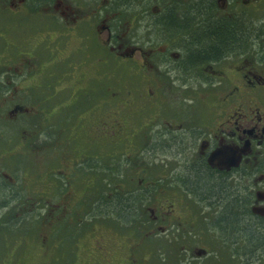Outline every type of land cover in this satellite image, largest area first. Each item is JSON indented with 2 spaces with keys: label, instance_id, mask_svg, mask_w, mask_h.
<instances>
[{
  "label": "flooded vegetation",
  "instance_id": "flooded-vegetation-1",
  "mask_svg": "<svg viewBox=\"0 0 264 264\" xmlns=\"http://www.w3.org/2000/svg\"><path fill=\"white\" fill-rule=\"evenodd\" d=\"M19 1L23 3L21 12L30 15L27 25L29 23L35 27L31 23L32 16L52 9L57 0L35 12L27 6L33 0ZM163 1L164 5L154 6L149 12H144L143 8L146 7L139 2L134 7V14L123 20L119 16L121 13L109 9V0H86L90 8L102 9L95 19L100 18L103 25L96 29L92 18L85 20V17L71 26L74 29L85 20V28H88L89 34L98 36L96 44L106 56L112 42L119 45L120 39L127 37L128 33L137 42L133 44L136 46L134 49L118 56L123 61L120 70L133 73V80L126 76L132 80L133 87L121 80L119 98L108 102L132 110L136 107L137 115L142 110H152L147 124L139 120L140 130L133 134L126 120H111L109 116H102L94 127L69 120L71 124H60L56 127L57 131L54 128L52 138L44 139V143L66 138L68 136H64V133L72 134L78 129L92 143L100 137V140H111L116 147L120 142L124 146L126 143L134 145L130 159L134 160L136 168L130 172L138 174V177L141 173L143 178L139 177L137 190L146 193L145 201L149 199L155 204V207L149 208L150 221L158 226L165 225L150 231L137 228V222L142 220L145 210L138 209L135 192L129 190L125 194L129 197L126 201L120 194L119 190L124 189V185L114 183L118 176L116 180L113 179V172L107 166V153H102L98 158L92 152L87 156V151L73 148L72 156L80 157L72 165L66 164L71 154L66 155L59 145L54 147L58 156L62 157L59 166H51L49 173L37 174L39 184H44L37 194L39 200L47 204L42 202L48 210L45 219H57L43 224L48 231L47 234H40L38 242L42 264H153L158 251L156 245H144L148 246L144 250V242L159 236L154 234L158 231L166 236L172 235L174 228L195 231L199 234L201 246L205 241L212 246L178 249L166 245L170 248L169 262L161 256L162 260H156L155 264H204L205 259L210 258L220 263L223 259L219 253L222 252L223 255L229 254L231 264H264V0ZM11 12L16 11L12 9ZM197 12L198 18L195 16ZM167 13H170L172 20L179 21L181 30L160 25V20ZM51 17L46 16L44 24L62 23ZM36 25V31L43 30V27ZM122 29L124 32L119 34ZM102 30L107 34L106 40L101 38ZM157 30L163 32V37L151 36ZM238 30L240 34L234 43V32ZM213 32H227L232 38L225 36L224 43L208 38L210 42L203 43L205 36ZM142 44L149 47L144 48ZM86 54L84 52L83 55ZM119 59L116 58L117 61ZM4 63L13 64L12 60L6 59ZM102 63L107 65L108 59ZM91 78L83 75L77 81L75 94H72V88L64 91V94H71L69 98L75 99L68 107L82 106L81 101L89 98L95 104L94 100L101 98L100 93L102 96L105 92L106 95L109 93L110 87L103 91L107 84H97L95 91L100 92L92 95ZM106 78L109 80V76ZM46 84L45 76L35 88L49 89ZM13 85L11 80H7V84H0V105L3 106L0 113L6 115L1 120L16 118L18 124L22 122L25 125V130L34 129L27 120L30 104L40 103L46 108H55L60 104L61 92L51 93V98H48V91L40 90V98L35 100L31 94L34 88L13 95ZM143 92H147V95H142ZM63 98L66 101L68 97ZM81 108L87 109L86 106ZM99 110L104 113V109ZM54 116L45 119L53 120ZM38 120L43 118L39 117ZM89 129L95 132L92 136L86 135ZM43 131L41 136L44 138L46 134ZM101 144L109 145L105 142ZM142 157L147 158L146 161H142ZM65 167L68 170H64ZM120 171L118 168L117 174ZM151 172L156 181L149 183L147 178ZM203 172L210 174L217 191L205 189L207 183L201 181L205 177ZM9 178L13 179L8 173H0V264H21L22 258L28 254L27 245L31 248L38 235L28 231L14 241L13 229L17 224L24 227L23 231L29 228L25 221L14 223L12 207L22 197ZM132 180L135 178L132 177ZM112 183L115 191H109ZM72 186L77 189L74 196L69 190ZM94 188L99 191L96 200L93 199ZM77 192L80 193L78 196ZM119 200H124L126 207L131 206V211L126 208L127 212H123L115 203ZM160 203L164 207L158 206ZM143 204L145 206L146 203ZM78 208H83V212L78 213ZM163 208L166 211H162ZM36 218L40 222L44 219L40 216ZM230 222L234 223L231 225ZM82 223L84 230L77 233ZM100 230L116 232L121 238L127 231L133 232L134 243L128 248L123 245L124 251L118 256L107 246L106 235L96 239ZM84 231L91 233L97 251L91 254L92 247L88 248V258L78 262V254L85 252H81L75 243Z\"/></svg>",
  "mask_w": 264,
  "mask_h": 264
},
{
  "label": "rangeland",
  "instance_id": "rangeland-1",
  "mask_svg": "<svg viewBox=\"0 0 264 264\" xmlns=\"http://www.w3.org/2000/svg\"><path fill=\"white\" fill-rule=\"evenodd\" d=\"M22 5L23 3L19 0H0V52L5 47L4 52L0 55V84H7V80H11V84H14L11 88V93L13 95L21 94L22 90L26 91L29 88H34L31 94L35 100L40 98V90H47L49 94L48 98H51V93L61 92V95L60 104L56 105L55 108H50L49 106L46 108L40 103H32L28 106L27 120L29 119L30 123L33 124V131L25 130V125L23 126L22 122L18 124L16 118L14 120H1L6 115L0 113V173H8L13 178L9 179L13 182L14 189L19 192V196L22 197V199H18V202L14 203L12 207L14 223L25 221L26 227L29 228L27 231H23L22 228L24 227L17 224V227L13 229V238L15 241L17 236H23V233L28 231H34V234L38 235L37 241L33 242L31 248L27 245L28 254L22 258L21 264H42L41 262H43V259L41 257L38 242L40 234H47L46 232L48 231L47 227L43 228V224L57 220L55 217L52 219L49 217L45 219L47 218L48 210L43 207V201L39 200V195L37 194L39 188L43 189L44 184H39L37 174L38 172L49 173L51 166H59L62 157L58 156L54 148L59 145L60 149L64 150L62 152L66 153V155L71 154L66 160V164L72 163L73 165L74 161L80 157L72 156L74 154L72 152L73 148L75 150H82L83 152L87 151V156H90V152H92L93 156L98 158L101 157L102 153H107L109 156L107 166H109V169L113 172V179L116 180V176H118V180L114 183L118 182V184L124 185V189L119 190L121 192L120 194L125 197L126 201L129 197L125 196V194L128 193L129 190L135 192L134 195L136 194L135 197H137L136 205L138 209H140V211L145 210V214L142 215V220H138L137 222V228L143 231H150L156 229L160 225H165L160 224L158 226V224L150 221L152 216L149 208L155 207V204L149 199L145 201L144 198H147L146 193L137 190L139 177L143 178L141 173L138 177V174H132L130 172V170L136 168L134 167L136 163L133 162L134 160L130 159L135 150L134 145L126 143L124 146L122 142H120V145L116 147L115 143H112L111 140H100V137H98L96 142L92 143L89 141V137H85L84 133L82 135V132H79L78 129L72 134L69 132H67V134L64 133V136H68L66 138L51 140V143L47 144L44 143V139L50 140L52 138L54 128L55 131H57L56 127L60 124L64 126L71 124L69 120H76L77 124L82 122L84 125L87 124V127L91 125L94 127L96 123L102 119V116H109L111 120H126L133 134L140 130L139 122L141 120L147 124L146 121L150 120L153 114L152 110H142L141 113L137 115L135 111L136 107L132 110L122 108L117 104H110L111 101H116L119 98V87L122 84L121 80L133 87V73L126 72V69L120 70L123 66V61L119 59L118 56L127 53L128 50L134 49L136 46L133 44H137V42L133 41L131 35L128 33L127 37L120 39L119 45L112 42L111 46L108 47L107 56L105 52H101V47L96 44V42H98V36L94 35V33H88V28H85L87 25L84 21L92 18L96 29L98 26L101 28L103 25H101V19L98 18V20H96L95 18L99 12L102 13V9H94L93 6L90 8L91 5L88 4L86 0H57L52 9H47L45 12L32 16L31 23L35 24V27L29 23L27 25L30 15L25 13V11L21 12L23 10ZM12 9L16 12H11ZM93 14L95 15L94 17H92ZM49 15H55V17ZM46 16L57 21H62V23L60 25H55L50 22L44 24V22L47 21ZM119 16L121 19L127 20V18H125L126 13L120 14ZM195 16L198 18L199 13L197 12ZM11 17H14V19L10 20ZM85 17L86 19L82 21L83 23L81 22L78 27L74 29L71 28V26H75V21L84 19ZM36 24L43 27V30L36 31ZM107 24H109V22H107ZM103 32L102 30V33ZM123 32L122 29L119 34ZM234 34L235 37L232 39V42L236 43V37L239 36L240 31H235ZM163 35L161 30H157L151 34L153 38H161ZM101 38L106 40L108 38L107 34L103 33ZM141 46H146V48L149 47V45L144 44ZM84 52L87 53L86 56L83 55ZM106 58L108 59V64L104 65L102 61L106 60ZM116 58L119 60L117 61ZM5 59L12 60V66L5 64ZM107 66L108 70L106 69ZM189 71H191V69H189ZM83 75H86V78L93 77L89 80L90 83L87 81V83L91 84L92 95L100 92L97 90L95 91L97 84H100V86L107 84L108 87L103 91H106L109 87L110 91H108L109 93L107 95L106 92L103 93V96L100 93L99 96H101V98H96L94 100L95 104H93L90 98L86 101L82 100L80 105L86 106L87 109L81 108L82 106L68 107L75 99H73V97L69 98L71 94H64V91L68 88H72L74 91L72 94H75L76 90L74 89L77 87V81L80 80ZM45 76L47 77L46 86L48 85L49 89L46 87L44 89L35 88ZM106 76H109V80ZM126 76L132 80L130 81ZM138 84L141 83L138 82ZM142 95L146 96L147 92H143ZM63 96L68 97L66 101L64 98L61 99ZM130 96L132 97L133 95L130 94ZM105 102H108V104L106 105ZM2 107L3 106L0 105V112ZM96 107L98 108L96 109ZM74 108H76V110H74ZM99 109H104V113H101ZM74 111H76V113H74ZM116 112H118V114H116ZM53 115H55L53 120L48 121L45 119V117ZM36 116L43 118V120L36 121ZM43 129V132L46 134L44 138L41 136ZM93 132L89 129L86 135L92 136ZM104 142L109 145L107 147L102 146L101 143ZM68 148L70 151L66 152L65 149ZM146 159L147 158L142 157L141 160L146 161ZM55 161L56 163L54 164ZM118 168L121 169L119 174H117ZM64 170L68 169L65 167ZM50 173L52 174L53 172ZM163 173L165 175L164 171ZM132 177H134L135 180H132ZM155 181V175L152 174V172L149 173L147 182L150 183ZM114 183H112L109 191L116 190L113 187ZM69 190L72 196H74V192L77 189L72 186L69 187ZM79 194L80 193L77 192L76 196ZM98 194L99 191L93 190V199H95ZM164 200L165 198L162 201ZM143 202L146 203L145 206ZM43 203L47 205L45 202ZM158 206L164 207V204L160 203ZM165 207L167 208V204H165ZM166 208H163L162 211H166ZM77 212H83V208H78ZM36 216H40L44 219L40 222ZM28 219L32 221H26ZM145 223L147 224L144 226ZM233 223L234 222H230L231 225ZM57 224L58 222H56L55 225ZM141 226H143V228H141ZM95 229L97 230L96 226ZM52 230L53 227L50 228L49 233H51ZM82 230H84L83 223L78 226L77 233ZM132 233L133 232L127 231L124 237L121 238L116 235V232L100 230L96 235V239H100L103 234L106 235L108 240L107 246L113 253L115 252L120 256V252L124 251L123 245L128 248L130 244L134 243ZM154 234H159V236H155L152 239L150 238L148 242L145 241L143 244V246L148 244L156 245V249L160 251H157L156 258H153V264H155L158 259L162 260L161 256L167 259L166 262H169L168 251L170 248L166 247V245L174 246L178 249L185 246H190V249L202 248L203 246L207 247V245L212 246V244L207 241L201 246V243L198 242L199 234L195 231L186 232L184 229L174 228L172 235L166 236L163 232L159 231ZM75 245L80 248L81 252H85V254L82 255L77 253L79 256L78 262H84L88 258V250L91 247V254H95L97 251V247L95 246L90 232L86 233V231H84L76 240ZM143 249L147 250L148 246H144ZM181 254L182 253L179 255ZM182 255L186 256L187 254L183 253ZM219 255L222 256L223 259L220 263L214 262L210 258L205 259L204 264H231L228 253L223 255L222 252L219 253ZM111 259L112 258H110V260ZM177 263L178 262H176V264Z\"/></svg>",
  "mask_w": 264,
  "mask_h": 264
},
{
  "label": "trees",
  "instance_id": "trees-1",
  "mask_svg": "<svg viewBox=\"0 0 264 264\" xmlns=\"http://www.w3.org/2000/svg\"><path fill=\"white\" fill-rule=\"evenodd\" d=\"M54 2V0H33L31 1V4L27 5L29 8V10L32 7V12L35 11H40L41 8L48 6V5H52ZM139 2H141L140 4L144 5L146 8H143L145 11L144 12H149L154 6H161L164 5V1L163 0H156V2H154V0H109V9L113 10V11H117L121 14L126 13V17L132 16L134 14V12L136 11V9L134 8L136 4H138ZM40 7V8H39ZM46 8V7H45ZM205 14V13H204ZM205 16V15H203ZM125 17V18H126ZM14 19V17L10 18ZM160 25L166 28H173L174 30H181L182 29V25L178 24V20L173 19L170 15V13L165 14L162 19L160 20ZM225 36L227 37H232L230 34L226 33H220V32H213L211 35L205 36L204 40L202 41L203 43L205 42H210V40H207L208 38L210 39H215L216 41H220V43H224L225 40ZM192 51L190 50V53ZM74 113H76V111H74ZM39 116H36V120H38ZM203 175L205 177L202 178V182H206L207 183V187H205V189L210 190V191H217L218 188L216 185H214L212 183L213 179H210V174L208 173L207 175L205 174V172H203ZM94 190L96 191L97 188H94ZM116 205H118V207L120 209H123V212H127V209L131 211V206L128 208L127 203L124 204V200H122V202L119 200L118 202H115ZM95 207V206H94ZM127 208V209H126Z\"/></svg>",
  "mask_w": 264,
  "mask_h": 264
}]
</instances>
